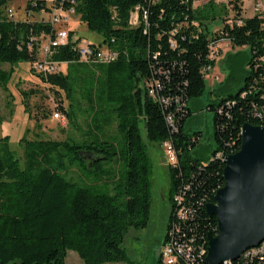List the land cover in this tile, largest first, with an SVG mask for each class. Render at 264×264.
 <instances>
[{"label":"trees","instance_id":"16d2710c","mask_svg":"<svg viewBox=\"0 0 264 264\" xmlns=\"http://www.w3.org/2000/svg\"><path fill=\"white\" fill-rule=\"evenodd\" d=\"M12 1L0 0V10ZM62 1L64 10L74 8L89 31L102 37L101 44L92 45L111 49L116 58L109 63L83 62L72 49L75 43L58 48L52 57L78 74L84 69L91 73L84 98L94 117L81 143L26 142L21 169L10 138L0 140V264H66L68 251L76 252L84 264H135L123 240L131 229H144L149 221L151 168L144 140L174 145L178 164L169 167L168 227L174 196L182 193L183 205L194 210L189 223L196 226L197 244H202L209 233L217 234V221L207 215L206 206L225 184L223 159L239 151L244 124L264 127L255 115L264 107V18H243L240 0L232 2L233 19L227 8L220 10L212 1L203 8L194 7L199 0H55L56 6ZM31 2L30 9L52 13L45 1ZM133 14L138 15L136 26L131 24ZM217 20L223 28L212 34L208 25ZM53 31L48 21L16 22L0 16V63L32 64ZM31 40L35 42L29 50ZM221 40L246 48L249 56L237 93L222 97L230 91L222 86L217 100L208 105L215 113V148L203 164L205 160L191 155L198 139H190L183 129L192 115L189 102L206 92V70L216 65L211 50ZM227 59L228 55L220 62L223 70ZM42 78L70 98V76ZM155 84L160 87L153 97L149 88ZM112 115L123 135L119 147L102 136ZM168 115L173 116L175 130ZM117 159L124 170L112 194L105 189L104 181L111 177L105 168ZM73 166L83 177L79 182L66 178ZM166 238L164 243L171 242V234ZM239 263L240 258L230 264ZM157 264H163L160 257Z\"/></svg>","mask_w":264,"mask_h":264},{"label":"rangeland","instance_id":"374dc122","mask_svg":"<svg viewBox=\"0 0 264 264\" xmlns=\"http://www.w3.org/2000/svg\"><path fill=\"white\" fill-rule=\"evenodd\" d=\"M211 1L220 10L223 7L227 8L230 19L234 18L233 0H199L195 2L194 7H206ZM31 3V0H14L0 10V16L16 22L39 23L50 20L51 12L34 11L29 8ZM259 3L262 6L261 11H264V0H240L241 16L243 18L255 16L257 13L254 12V8ZM46 4L48 8L52 9V12L55 10V0H47ZM9 11L14 13L13 19L8 17ZM131 18L132 26H136L138 15L133 14ZM60 26L61 24L56 25L57 28ZM68 27L74 30L75 37L81 41L96 45L102 43V37L90 32L76 14L71 16ZM208 27L214 34L223 28V24L217 20L210 23ZM211 52L216 65L206 77L205 94L201 98L189 102L188 106L192 115L186 120L183 129V133L187 137L192 140L198 139V145L191 155L195 159L205 160L203 164H207L215 148V113L208 110V105L217 100V90L222 86L230 87V91L222 93V97H227L228 93H237L246 74V62L249 56V51L246 48H235L227 40H221ZM227 55L229 56V59L226 60L228 66L223 70V67H220V62ZM104 56L113 58V51L106 49ZM80 72L78 74L73 68L70 70L67 64L60 68L59 74L71 77L73 91L69 93L70 98H68V94L64 90L44 82L42 77L48 78L50 75H40V78L39 73L34 70L33 64L0 63V76L2 75L0 78V140L7 136L10 138V150L18 160L21 169L24 168L26 161L24 149L26 142H63L74 139L81 143L83 137L86 136L88 124L94 117L84 98L91 80V73L85 69ZM213 91H215L214 94H212ZM63 110L69 113L70 117ZM56 112L60 113L59 118L54 117ZM112 118V124L104 129L102 136L115 142L119 147L123 142V135L118 129L117 117L113 116ZM144 145L151 168L149 221L144 229H131L123 240V247L129 260L135 264H157L171 214V173L166 148L163 144L161 146L144 140ZM105 169L111 175L104 181L105 189L113 194L114 184L122 176L124 165L121 160L117 159L107 165ZM66 178L76 182L83 179L79 169L75 166L66 173ZM66 264L84 263L76 252L68 251Z\"/></svg>","mask_w":264,"mask_h":264},{"label":"water","instance_id":"95a60500","mask_svg":"<svg viewBox=\"0 0 264 264\" xmlns=\"http://www.w3.org/2000/svg\"><path fill=\"white\" fill-rule=\"evenodd\" d=\"M238 152L224 158V186L206 213L217 221L208 234L205 264H225L264 242V127L246 123Z\"/></svg>","mask_w":264,"mask_h":264},{"label":"built area","instance_id":"2783aa9c","mask_svg":"<svg viewBox=\"0 0 264 264\" xmlns=\"http://www.w3.org/2000/svg\"><path fill=\"white\" fill-rule=\"evenodd\" d=\"M47 1V0H40ZM63 1L60 6H55V10L52 12V16L48 23L52 25L54 31L51 35L44 38L40 45V51L37 55V59L32 63L34 70L41 75H54L60 73V68L63 64L55 62L52 60L53 55L58 48L67 46L71 43H75L72 47L73 51L76 52L80 60L83 62H94V63H109L116 58V54L113 52L112 60H104V52L109 48L95 47L91 43L81 41L77 39L75 35H71L68 28V23L72 15H75L74 8L69 10H64ZM261 4L259 3L257 7L255 6L254 12L261 18H264V11H261ZM8 17L10 19L14 18V13L12 11L8 12ZM132 19V18H131ZM61 24L60 28L56 25ZM34 40L28 42L29 50L32 49ZM213 49V48H212ZM211 58H215L211 54ZM211 69L207 68L206 74L210 73ZM160 86L155 84L149 88V94L155 96L156 89ZM259 119L264 121V107L261 111H256L255 114ZM54 117L59 118L60 113L56 112ZM62 117V116H61ZM167 122L170 124L172 129L174 128V120L172 115H168ZM262 126V125H261ZM166 148V155L168 162L171 167L177 166L178 155L175 150L174 145L171 142L163 143ZM224 160V159H223ZM174 212L172 217V224L167 229V234H171V245H163L160 251V259L163 264H194L200 259H204L205 262V252L208 248V240L202 239V244H197V233L196 226L189 223L194 217V210L191 207L184 206L183 194H176L174 196ZM225 264H230L226 262ZM239 264H264V242H262L258 247H256V252H249V249L245 251L240 256Z\"/></svg>","mask_w":264,"mask_h":264},{"label":"bare ground","instance_id":"6f19581e","mask_svg":"<svg viewBox=\"0 0 264 264\" xmlns=\"http://www.w3.org/2000/svg\"><path fill=\"white\" fill-rule=\"evenodd\" d=\"M104 60H107V57L104 56ZM166 239H167V238H166ZM165 241H166V240H165ZM164 245H171V242H170V241L165 242ZM249 252H256V247H255V248H250V249H249ZM206 254H207V252H206ZM206 254H205V255H206ZM205 258H206V257H205ZM239 258H240V257H239ZM239 258H238V259H239ZM235 261H236V260H235ZM231 262H234V261H230V263H231Z\"/></svg>","mask_w":264,"mask_h":264},{"label":"crops","instance_id":"0c3cea01","mask_svg":"<svg viewBox=\"0 0 264 264\" xmlns=\"http://www.w3.org/2000/svg\"><path fill=\"white\" fill-rule=\"evenodd\" d=\"M75 35V34H74ZM168 227V226H167ZM165 241V240H164Z\"/></svg>","mask_w":264,"mask_h":264}]
</instances>
